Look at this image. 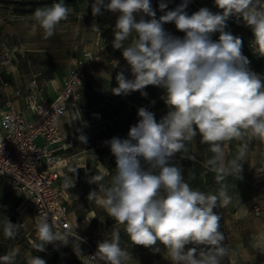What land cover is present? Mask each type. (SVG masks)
<instances>
[{"label": "clouds", "instance_id": "9594fccd", "mask_svg": "<svg viewBox=\"0 0 264 264\" xmlns=\"http://www.w3.org/2000/svg\"><path fill=\"white\" fill-rule=\"evenodd\" d=\"M187 4L184 0L165 12L167 4L161 0L159 9L165 14L157 19L150 0H94V16L103 15L102 9L118 13L113 48L122 50L134 77L126 79L123 71L117 73L118 87L112 89L113 94L140 91L147 96L145 87L158 86L166 90L162 99L169 111L157 122L154 113L140 107L139 120L130 127L128 138L113 137L104 142L116 158L115 173L109 186L100 183L102 175L93 176L91 182L99 185V191L90 192L88 199L104 208L116 225H122L132 243L150 248L157 241L163 244L172 264H225L233 251L220 231L221 216L213 210L231 202L223 181L242 178L248 144L243 145L237 158L225 162L222 143L245 137L264 142V84L249 69L250 62L242 54V40L224 29L230 17L242 18L252 29V43L264 56V0H215L222 14H213L205 7L191 16L185 12ZM71 10L60 0L50 7L37 8L32 15L50 37ZM136 13H142L138 21ZM166 23H174L185 36L179 38L167 32ZM214 32L221 33L218 42L210 38ZM197 135L200 143L209 145L214 153L206 162L220 183L214 194L192 188L176 161L177 154L180 160L196 159L188 146ZM79 139L87 142L84 135ZM141 158L147 168L142 167ZM70 181L68 188L74 183ZM54 223L47 216L36 218L41 242L33 244L37 251H44L48 243L67 245L69 238L76 239L71 230L53 231ZM3 232L14 239L17 224L7 220ZM119 232V227L114 228L112 239L98 243L96 256L107 264H125L132 258L120 247ZM187 245L193 247L185 250ZM255 247L264 253V235ZM18 253L16 247L0 256V264H14ZM26 255L27 264H46L32 253Z\"/></svg>", "mask_w": 264, "mask_h": 264}, {"label": "rangeland", "instance_id": "374dc122", "mask_svg": "<svg viewBox=\"0 0 264 264\" xmlns=\"http://www.w3.org/2000/svg\"><path fill=\"white\" fill-rule=\"evenodd\" d=\"M58 2L60 0H0V110L7 96L16 90H20V93L25 90L31 70L40 71V82L45 84L49 79L61 76L71 59L89 42L96 38L114 40L113 29L118 13L102 9L103 15L94 16L91 10L94 0H63L65 6L72 10L68 19L57 26L55 34L48 37L43 28L36 24L32 14L37 8L50 7ZM109 2L105 0V3ZM183 2H164L167 4L165 12L174 10ZM150 3L157 19L165 14L159 9L160 2L150 0ZM205 7L213 14H222L223 11L216 6L215 0H188L185 12L191 16ZM141 15L135 14L137 21ZM145 19L150 18L145 16ZM164 28L173 36H185V33L176 29L174 23H166ZM224 31L242 40V54L250 62L249 69L264 84V56L259 55L252 43V29L242 18L230 17ZM220 34L211 33L210 38L218 42ZM133 38L134 35L125 41V45ZM110 53L113 63L118 62L124 66L126 79H134L122 50L115 49ZM113 63L100 65L96 78L87 84L84 99L89 112H86L85 117L90 119L91 110L99 109L110 122L108 137L126 139L130 127L139 120L137 112L140 107L154 113L157 122L168 113L169 107L162 99L166 96V90L158 86L145 87L143 91L147 96H142L140 91L114 95L112 89L118 87L116 75L119 72ZM105 141L88 142L83 152L85 166L77 168L73 176L64 179L60 186L64 188L69 217L80 236V243L69 238L67 245L56 241L45 244L44 251H37L33 244L41 242L37 236L34 214L21 194L0 179V256L19 247L14 264H27V253L44 259L46 264H107L96 256L98 243L112 239L114 228L119 227L120 247L132 257L125 264H172L164 254L166 249L163 244L157 241L150 248L132 243L124 227L116 225L104 208L88 199L90 192L99 191V185L91 182L93 176L102 175L104 179L100 183L109 186L115 173L116 158ZM245 143L248 148L245 160L242 161V178L229 177L223 181L227 185L231 202L225 208L217 207L213 210L221 216L220 231L225 235V244L233 251L232 257L225 264H264V253L255 247L258 238L264 235V142L245 137L242 140L225 141L222 147L227 162L237 158ZM188 147L196 158L194 161L180 160L179 154L176 157V161L183 167L185 180L194 189L216 193L220 183L216 180V173L206 166L214 153L210 151L209 145L200 143L199 135ZM141 164L147 168L142 158ZM70 179L74 183L68 188L65 184H69ZM255 206L259 207L258 212H255ZM7 220L17 224L18 234L14 239L4 235L3 226ZM75 245H79V250H75ZM190 247L193 245H187L185 250ZM153 248H159L160 252H154ZM88 252L93 255L90 256Z\"/></svg>", "mask_w": 264, "mask_h": 264}, {"label": "built area", "instance_id": "2783aa9c", "mask_svg": "<svg viewBox=\"0 0 264 264\" xmlns=\"http://www.w3.org/2000/svg\"><path fill=\"white\" fill-rule=\"evenodd\" d=\"M112 50L113 40L96 38L71 59L58 80L51 78L45 84L40 82V71L31 70L25 90L12 92L0 110V179L21 194L35 218L47 216L55 222L53 231L71 230L77 243L81 239L60 186L85 166L88 142L110 139V122L99 109L92 110L91 119L84 117L89 110L84 92L98 67L113 63ZM113 65L117 72L124 70L121 63ZM80 135L87 137L86 143Z\"/></svg>", "mask_w": 264, "mask_h": 264}, {"label": "crops", "instance_id": "0c3cea01", "mask_svg": "<svg viewBox=\"0 0 264 264\" xmlns=\"http://www.w3.org/2000/svg\"><path fill=\"white\" fill-rule=\"evenodd\" d=\"M101 68V67H100ZM60 78V76H55L53 79H55V80H58ZM86 112H89V110H87V111H85V113H84V117H85V114H86ZM91 114H92V110H91ZM86 118V117H85ZM87 119V118H86ZM91 119V118H90ZM88 120V119H87Z\"/></svg>", "mask_w": 264, "mask_h": 264}]
</instances>
